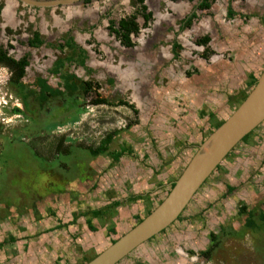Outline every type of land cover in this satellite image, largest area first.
Wrapping results in <instances>:
<instances>
[{"label":"rangeland","instance_id":"rangeland-1","mask_svg":"<svg viewBox=\"0 0 264 264\" xmlns=\"http://www.w3.org/2000/svg\"><path fill=\"white\" fill-rule=\"evenodd\" d=\"M3 1L12 3L15 15H0V46L10 44L8 54L14 59L27 53L28 66L21 82L31 85L39 77L51 87L60 83L58 75H49L50 69L58 57L71 53L64 49L59 55L54 44L71 34L77 47L85 51V59L80 64L81 57L75 53L72 60L63 58L60 72L97 82L101 97L113 103L125 100L137 111L133 114L124 106L92 105V92L80 96L78 102L67 98L41 109L31 104L30 111H24L14 87L8 84L7 70L0 67V153L11 155L9 163L15 162L17 168L28 166L42 172L40 179L31 182L26 174L2 166L0 160V242L6 241L0 248V264H77V244L84 245L85 237L93 240L100 235L87 234L85 225L73 235L57 226V221L68 222L71 212L105 201L103 188L107 190V186H115L116 196L136 184V191L147 194L152 202L165 197L170 180H175L211 133L210 123L214 118L224 120L236 107L233 101L228 103L227 96L243 85L249 71L257 77L264 68V51L260 50L264 45V0H214L208 10H195L196 20L181 31L178 20L196 2L148 0L147 11L152 16L146 28L137 17L139 29L130 36L132 48H124L114 39L107 21L115 23L132 13L134 0H92L53 7L25 6L13 0H0L1 5ZM228 1L232 18L225 16ZM248 15L257 23L255 18L241 19ZM33 31L39 33L43 44L30 48L26 42ZM203 35L209 38L206 62L199 59L203 47L196 45ZM175 39L181 50L174 60L170 43ZM235 42L246 47L234 58L231 46ZM215 62H224L225 71L234 73L216 72ZM186 72H191L189 77ZM45 125L48 128H43ZM115 131L118 133L107 145L109 155L89 159L85 149L97 147L106 134ZM7 141L13 145L7 146ZM27 144L45 159L57 149L67 151L68 157L60 155L43 162V157L24 147ZM115 156L117 162L108 165ZM60 164L65 168L55 169L54 178L46 174L49 166ZM42 176L53 178L55 186L48 187L49 180L43 182ZM18 177L22 179L15 184L12 179ZM61 184L62 193L58 191ZM226 185L234 190L225 193ZM51 190L58 194L47 193L34 201L32 195L44 196ZM240 204L264 212V121L205 179L181 213L182 221L173 222L119 264H260L255 253L264 254V242L262 237L254 241L247 231L238 232L244 217L237 215ZM34 206L41 217L34 215ZM46 208L54 211L55 217H47ZM232 230L238 235L222 233ZM209 232L219 238L204 258L198 251L208 247Z\"/></svg>","mask_w":264,"mask_h":264},{"label":"trees","instance_id":"trees-1","mask_svg":"<svg viewBox=\"0 0 264 264\" xmlns=\"http://www.w3.org/2000/svg\"><path fill=\"white\" fill-rule=\"evenodd\" d=\"M143 1L144 0H134V4L136 5V8L134 9V12L132 14H130L129 16H125L122 17L120 19L117 20L116 23H114L113 21H107V30L110 34H112L115 39L119 42V44L121 46H123L124 48H132L134 46V43L131 41L130 36H135L138 32L139 26L138 23L136 22V18L137 16H139L142 20V24L141 27L142 28H146L148 25V22L151 19V13L149 11H146V7L145 5H143ZM169 1H177V0H169ZM186 2H196L195 6H193L192 11L190 12V14H188L187 16L183 17L182 19H180L177 24H178V31L183 30L184 28H188L192 21L196 18V15L194 13L195 10H199V11H206L209 7L211 2H213V0H184ZM226 15L227 16H233L234 12L227 7L226 9ZM209 41V38L207 35H203L201 37L198 38L196 45L202 46L203 47V51L200 55L201 58L205 59L210 55V50L208 49L207 43ZM27 46L30 48H35V47H39L40 45L43 44V40L41 39L40 35L38 34V32L33 31L31 33V37L30 39L27 40ZM52 45V44H51ZM55 47L59 50L62 51L63 49L69 50L70 51V55H64V57H58L52 64L51 67V72L52 74H56L58 75V78L60 80V83H57L55 85V87H51L47 84V81L44 79H41L39 77H36L31 85H25L23 82H21V79L24 75V69L25 67L28 65V55L27 53L23 54L21 57H19L18 59H14L12 56H10L8 54V50L12 49V46L7 44L4 48L2 46H0V66L5 68L7 70V72L9 73V78H8V84L10 86L14 87V90L16 91V95L18 96L21 105L24 109V111H30V106H32L31 104H34L37 106V109H41V107L43 105L46 104L49 105L50 102L53 101H65L67 98H70L73 103L79 99L80 96L83 95H87L90 92H92L93 94H95V97L90 101V104L92 105H105V106H124L127 107L131 110V112L133 114H136V110L133 108V106L131 104H129L128 102H126L125 100L122 99H117L116 102H110L107 99L101 97L100 94H98L97 90L100 88L99 84L97 82H92V81H86V80H82L80 78H77L74 74L72 73H67L65 71L60 72V70L62 69V65H63V58H67V59H72L71 55L73 53L76 54L77 57H81L80 59H78V62L81 64L84 62V52L79 49L76 44L73 42V40L66 35V37L64 39H59L58 42H56ZM58 45V46H57ZM171 52L173 54V56H177L176 53L177 51L180 49L179 46L173 41L171 43ZM66 56V57H65ZM76 57V58H77ZM191 72H186L185 75L187 77L190 76ZM106 82L108 84L112 83L111 79H107ZM256 82V76H254L253 74L248 75L247 76V81L245 83V90L242 92H239L238 96H236V98L233 99V97L228 96L227 97V101L228 103H231L232 101L234 102L233 104L237 105L239 103L242 102V100L245 98L246 96V90L251 89L253 87V85ZM33 87V88H30ZM65 99V100H64ZM60 103V105H61ZM60 107V106H59ZM15 111L20 112L19 109H15ZM203 112H200V115H202ZM212 114L211 116L208 115V117L212 118ZM223 121H212V124L210 125V129L211 132L213 130H215ZM48 126V125H47ZM46 125L43 126V128H48ZM252 132V131H251ZM250 133H248L247 135H245L240 142L241 143H245L246 140L248 139V137L250 136ZM118 132H111L110 134H106V136L103 138V140H101L100 144L98 147L96 148H86L85 150L89 151L90 155L88 156L89 159H95L98 156L104 155L107 156L109 155L110 152L107 151V145L111 142L112 136L117 134ZM13 145V142L11 143V141H7L6 145ZM16 144V143H14ZM24 147H27L28 149L31 150L32 153H34V155H37L38 158H42V155H38L37 152H35L32 148H30V146L27 144ZM116 152V151H113ZM128 152L130 153V151L128 150ZM15 149L13 151L12 157H14L15 155ZM67 151L65 152H60L58 149L56 150L55 154L50 156L49 158L44 159L43 162H48L51 159H55L60 157V155H66L67 156ZM120 156L122 153H118ZM229 154H227L225 157H227ZM116 156L114 157V159H110L111 160V164L116 163L117 161L115 160ZM3 160L4 162H2V166L4 165V167H10V169H14L16 170L21 176L25 175L27 176L28 179H30L31 182H35L38 180V178L40 177V173H42L39 169H34V168H30L28 169V166H25V169H21V168H17L13 163H9L11 161V155L6 156L5 152H1L0 153V160ZM14 159V158H13ZM73 159V163H77L75 161L74 158ZM26 161V159H25ZM27 164V163H26ZM14 167H13V166ZM58 167L53 168L52 166H49L47 169L48 171L46 172L47 175L53 176L52 173L55 171H58L60 169H64L65 166L64 164H60L57 165ZM16 167V168H15ZM64 167V168H63ZM40 168V167H39ZM42 168V167H41ZM40 168V169H41ZM218 166L215 167V169H217ZM44 171V170H43ZM55 171V172H56ZM39 174V175H38ZM54 175L56 173H53ZM15 176H17L15 174ZM55 176H53L54 178ZM47 178V177H46ZM53 178H47L48 181V187H54L55 186V182L53 181ZM22 179V177H18L15 179H12L13 182L16 184L18 183V180ZM40 179V178H39ZM43 182H47V180L45 179L44 176H42ZM63 181V180H62ZM61 181V182H62ZM54 182V183H53ZM59 182V183H61ZM64 183H66L65 181H63ZM58 183V184H59ZM50 184V185H49ZM64 184H61V186H59L61 189L58 191L64 192L63 186ZM173 186V182H171L168 185V189L165 193L166 194L169 192V190L171 189V187ZM232 190H234L233 187L226 185L225 186V193H229ZM47 193H54V194H58L57 191H47L44 193V196H39V193H37L36 196H33L34 201L36 199H41L43 197H45V195ZM60 193V194H61ZM135 200H142L145 201V211L142 215L137 214L136 220L137 223L139 221H141L142 218H144L146 215H148L151 210L155 207L154 205H151L149 203V197L148 195H138V196H132L130 198H128L127 200H125L126 203H129L131 201H135ZM120 202V201H113L111 202L109 205H105L103 208L97 209V210H91L90 214H92L93 217H96L98 219H106L108 216L111 217L112 215H114L116 213V208L122 204L125 203ZM34 203V202H33ZM160 200L156 203L159 204ZM108 209V210H107ZM31 210H36V207L34 206ZM106 210V211H105ZM184 211V210H183ZM45 215H47V217H55L54 211H52L51 209H45ZM34 215H38L39 217L40 214L37 211V214ZM140 215V216H138ZM237 215L238 216H244L243 217V222L241 225V228L238 230V232L240 233H244V232H248L253 238L254 241H258L259 242V238L262 237V240L264 242V212L258 209H254V208H247L245 205L240 204V206L238 207L237 210ZM77 215H74V218H72L70 223H74L75 221V217ZM181 214L179 216H177L176 220H180L181 218ZM90 224V220L85 222V226L87 227V229H89L90 231H94L93 227L89 225ZM59 226H64L63 223L58 221ZM69 224L66 225V227ZM109 233H113L112 230H108ZM238 232H234L232 231H227L226 233H224V231H222L223 234H227V235H238ZM208 237H209V245L206 249L200 250L198 251V255L204 257V258H208L209 257V253L211 251L214 250V246H217V240H218V236L214 235L213 233L209 232L208 233ZM9 239L13 238L11 236L8 237ZM6 241H2L0 242V248L1 246L5 243ZM113 241H111V243H113ZM215 243V244H214ZM214 245V246H213ZM189 254H192V250L188 251ZM261 256H260V255ZM259 254L256 252L255 256H256V261L261 262L260 264H264V254L259 252ZM91 259V258H90ZM89 259V260H90ZM88 261L87 259L84 261L86 262ZM83 264V263H81Z\"/></svg>","mask_w":264,"mask_h":264},{"label":"water","instance_id":"water-1","mask_svg":"<svg viewBox=\"0 0 264 264\" xmlns=\"http://www.w3.org/2000/svg\"><path fill=\"white\" fill-rule=\"evenodd\" d=\"M53 7L79 0H18ZM264 121V69L241 103L213 130L173 182L163 200L135 226L85 264H116L134 248L176 219L204 180L240 140Z\"/></svg>","mask_w":264,"mask_h":264},{"label":"crops","instance_id":"crops-1","mask_svg":"<svg viewBox=\"0 0 264 264\" xmlns=\"http://www.w3.org/2000/svg\"><path fill=\"white\" fill-rule=\"evenodd\" d=\"M15 2V0H13ZM214 1V0H213ZM3 5L0 4V15H5V17H10L8 16V14L10 15H15V12L12 13V3H10L9 1H3ZM182 2V1H180ZM186 2V1H185ZM195 2V1H194ZM187 4L189 2H186ZM193 3V2H191ZM227 7H230L229 5V1H228V4L226 6V9ZM210 8V7H209ZM208 8V9H209ZM207 9V10H208ZM232 10V9H231ZM192 10H190L191 12ZM233 11V10H232ZM190 12L188 14H190ZM7 13V14H6ZM151 13V12H150ZM153 13V12H152ZM188 14H185L181 17V19L185 16H187ZM152 16V14H151ZM225 16L227 18V15H226V10H225ZM197 18V16H196ZM228 18H232V16H228ZM252 17H250L249 15L248 16H242V20L247 22V20L251 19ZM255 17H253L252 19H254ZM141 19V18H140ZM180 20V19H179ZM178 20V21H179ZM196 20V19H195ZM142 21V20H141ZM241 21V20H239ZM13 17H12V23H13ZM254 22L257 23V20L255 18ZM141 25V24H140ZM186 29V28H185ZM155 32H159V27L155 30ZM68 36L73 40V42L75 43L74 41V37H72L71 34H68ZM264 39V38H263ZM175 42L178 46H179V50H181V45L179 44V42L175 39V40H172V42ZM171 42V43H172ZM209 42V41H208ZM244 43H249V40H243ZM27 43V42H26ZM170 43V45H171ZM76 44V43H75ZM208 44V43H207ZM10 45V44H9ZM27 45V44H26ZM241 45V46H240ZM41 46V45H40ZM244 47H246L244 44L242 43H239V45L236 44V42L234 43V45L232 44L231 46V49L235 52V55H234V58L237 57V56H240V54L242 55L243 53L240 52L242 49H244ZM260 50L264 51V45L261 46ZM170 51H171V46H170ZM240 52V53H239ZM59 55H62L60 52H59ZM158 55H162V53H159ZM177 55V54H176ZM157 57V56H156ZM177 56H173L172 54V58L175 60ZM210 58V56H208L206 59H203V58H199L201 60H205L208 61V59ZM242 59H244V56L241 57ZM242 61V60H241ZM213 63V62H212ZM215 64H213L212 66L213 67H217L218 71L216 72H225V73H228V74H233L234 71H225V68H224V62H221V64H217V62H215ZM211 65V64H210ZM223 69H222V68ZM262 70V69H261ZM252 75L253 73L252 72H248L244 78L242 79V81L244 82L242 86H239V88L237 89V91L230 97H233V98H236V96L239 94V92H242L245 90V83L247 81V76L248 75ZM226 82V81H224ZM131 87V85H129ZM133 89V88H131ZM192 89V88H191ZM193 90V89H192ZM199 89L195 90V93H196V96L199 95L197 92H198ZM136 91H139L138 89ZM191 91V90H189ZM228 97V96H227ZM202 96H200V100H201ZM199 98H198V101H200ZM197 101V102H198ZM196 105H199V103H196ZM201 107V106H200ZM234 110V109H233ZM232 110V111H233ZM200 113V111H199ZM211 114V113H210ZM209 115V113H207V116ZM220 120V119H219ZM217 119L214 118L213 121H219ZM223 121V120H222ZM212 123H210L211 125ZM112 140V139H111ZM99 146V144H98ZM97 146V147H98ZM96 148V147H95ZM111 164V161L109 160V163L108 165ZM113 165V164H112ZM182 172V171H181ZM180 172V173H181ZM180 174L177 175V177L179 176ZM177 177L175 178V180L177 179ZM174 180V181H175ZM172 181V182H174ZM170 183H171V180H170ZM169 183V184H170ZM134 185V186H133ZM132 186H127L123 189V191H121V194L119 196H116V191H114V187L115 186H107V190L105 188H103L104 186H102V188L104 189L103 192L105 193V196H102L103 199L105 201H101V199L99 201H96V202H92V205L89 206L87 209L84 208L83 210H78V212H71V216H70V219L68 220V222L66 221L64 224V226L61 225L62 228H64L65 230L69 231V232H72L71 234H78V232L80 230H82V225H85V222L86 220L89 221L90 220V226L93 227L94 231H90L89 229H87L86 226H84V231H86V233L88 234H95L97 233V235H100L97 239H93V240H90L89 237H85L83 239V241L85 242L84 245H81V244H77L78 245V248L77 250L79 249V253L78 255L76 256L77 259H78V263L77 264H85L87 263L88 261H90L91 259H93L95 256H97L99 253H101L105 248H107L111 243V241H116L120 236H122L124 233H126L128 230H130L133 226H135L137 224V220H136V217L137 214H140L142 215L145 211V201H142V200H135V201H131L129 203H126L125 200H127L128 198L132 197V196H138V195H145L144 193H138L136 190H137V185L136 184H133ZM136 185V186H135ZM142 186V185H140ZM135 187V188H134ZM139 186H138V190H139ZM118 191H120L118 189ZM147 195V194H146ZM113 201H120V202H125V203H122L120 204L117 208H116V213L114 215H112L111 217H107L106 219L102 220V219H98L96 217H93L92 214H90V211L91 210H97V209H100V208H103L105 205H109L111 202ZM159 200L157 201H151L150 198H149V203L151 205H154L155 207L158 205L156 204ZM154 207V208H155ZM153 208V209H154ZM152 209V210H153ZM151 210V211H152ZM185 210V208L183 209ZM182 210V211H183ZM181 211V213H182ZM180 213V214H181ZM74 215H77L75 217V221L74 223H70L72 218H74ZM138 215V216H140ZM179 216V215H178ZM182 218V217H181ZM182 219L178 220V221H182ZM82 221V223H81ZM57 224H58V221H57ZM56 224V225H57ZM69 224L67 227L66 225ZM130 225V226H129ZM58 226V225H57ZM82 226V227H81ZM106 227H108V230H112L113 233H109V232H105V229ZM158 234L154 235L152 238L146 240L145 242L143 243H146V242H149L151 241L154 237H156ZM102 236V238L100 239V237ZM106 238V240L104 239ZM104 239V241H103ZM103 241V243H102ZM142 243V244H143ZM140 244V245H142ZM139 245V246H140ZM139 246H137L136 248H138ZM136 248H134L133 250H135ZM132 250V251H133ZM131 251V252H132ZM130 252V253H131ZM128 253L125 257H123L122 259H120L116 264H119L121 263L124 259H126V257H128V255L130 254ZM91 258V259H90ZM88 260L86 262H84L85 260ZM90 259V260H89ZM135 264H141L139 262L135 263Z\"/></svg>","mask_w":264,"mask_h":264},{"label":"flooded vegetation","instance_id":"flooded-vegetation-1","mask_svg":"<svg viewBox=\"0 0 264 264\" xmlns=\"http://www.w3.org/2000/svg\"><path fill=\"white\" fill-rule=\"evenodd\" d=\"M90 1H92V0H79L78 3L86 4V3L90 2ZM147 1H148V0H144V1H143V5H145V7H146V11H147V8H148V3H147ZM133 2H134V1H133ZM15 3L25 5V4H23L22 2H20V1H18V0H15ZM76 3H77V2H76ZM72 4H75V3H72ZM133 4H134V3H133ZM134 5H135V4H134ZM25 6H27V5H25ZM134 8H136V5L134 6ZM133 12H134V9H133L132 13H133ZM132 13H130V14H132ZM130 14H128V15H126V16H129ZM122 17H125V16H122ZM122 17H121V18H122ZM137 17H139V16H137ZM119 19H120V18H119ZM136 20H137V18H136ZM116 22H117V21H116ZM116 22H115V23H116ZM113 37H114V36H113ZM114 39H115V37H114ZM115 40H116V39H115ZM81 50H82V49H81ZM82 51L84 52V50H82ZM84 58H85V52H84ZM0 67H1V66H0ZM263 69H264V68H263ZM263 69H262V70H263ZM262 70H261V71H262ZM261 71H260V73H261ZM8 74H9V73H8ZM98 90H99V89H98ZM98 90H97V91H98ZM136 112H137V111H136ZM214 170H215V169H214Z\"/></svg>","mask_w":264,"mask_h":264},{"label":"clouds","instance_id":"clouds-1","mask_svg":"<svg viewBox=\"0 0 264 264\" xmlns=\"http://www.w3.org/2000/svg\"><path fill=\"white\" fill-rule=\"evenodd\" d=\"M36 1H46V0H36ZM177 1H184V0H177ZM172 2H175V1H172ZM66 5H67V4H66ZM58 6H60V5H58ZM198 11H199V10H198ZM202 12H203V11H202ZM195 19H196V18H195ZM195 19H194V20H195ZM192 22H193V21H192ZM38 34H39V33H38ZM57 42H58V41H57ZM76 46H77V45H76ZM63 50H64V49H63ZM63 50L60 52L61 54H64ZM84 52H85V51H84ZM69 55H70V54H68L67 56H69ZM71 60H72V59H71ZM27 66H28V65H27ZM27 66L25 67V69L27 68ZM25 69H24V72H25ZM259 74H260V73H259ZM49 75H53V74L51 73V74H49ZM23 76H24V75H23ZM258 76H259V75H258ZM258 76H257V77H258ZM257 77H256V79H257ZM22 78H23V77H22ZM249 90H250V89L246 90V93H248ZM236 107H237V105H236ZM236 107H235V108H236ZM235 108H234V109H235ZM228 154H229V153H228ZM224 158H225V157H224ZM204 181H205V180H204ZM202 184H203V183H202ZM162 200H163V199H162ZM162 200H161V201H162ZM161 201H160V202H161ZM186 206H187V205H186ZM186 206H185V207H186ZM182 212H183V211H182ZM179 215H180V214H179ZM176 218H177V217H176ZM176 221H178V220H176V219L173 220V221H172L171 223H169L166 227H164L162 230H160L157 234H159V233H161L162 231H164L168 226H170L173 222H176ZM155 235H156V234H155ZM152 237H153V236H152ZM152 237H150V238H152ZM150 238H148V239H150ZM148 239H147V240H148ZM144 242H145V241H144Z\"/></svg>","mask_w":264,"mask_h":264}]
</instances>
